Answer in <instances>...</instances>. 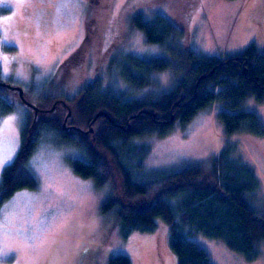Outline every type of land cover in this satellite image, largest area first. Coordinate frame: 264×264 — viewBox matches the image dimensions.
<instances>
[{
    "label": "rangeland",
    "instance_id": "obj_1",
    "mask_svg": "<svg viewBox=\"0 0 264 264\" xmlns=\"http://www.w3.org/2000/svg\"><path fill=\"white\" fill-rule=\"evenodd\" d=\"M0 10H5L0 12V81L22 88L26 101L42 109L49 107L47 94L72 100L98 78L125 99L158 97L172 90L178 81L172 68L153 73L154 84L140 90L122 77L128 56L171 58L170 43H148L133 26L135 15L169 18L184 30L185 46L204 56H233L251 44L264 51V0H0ZM83 46L73 67L47 87L65 60ZM112 59H117L113 71ZM4 93L15 111L0 119V156L13 153L3 170L16 158L24 116L34 109L18 90L6 88ZM241 109L256 112L264 126V101L248 97ZM226 110L216 101L185 126L177 122L167 135L135 138L137 144L148 145L151 154L134 175L146 180L158 171L209 165L232 146L234 155L254 168L259 188L247 198L264 218V135L247 129L228 134L219 118ZM13 116L6 126L3 122ZM91 128L94 133V125L79 129L85 133ZM48 138L40 141L31 160L38 187L17 192L0 209V264H110L117 256L128 257L131 264H178L170 227L162 218L156 219L155 231L125 237L119 216L123 205L105 209L116 194L112 180L98 187L94 178L76 173L72 160L82 152L59 137ZM171 202L179 217L178 199ZM190 238L213 264H264V242L250 261L220 239L200 233Z\"/></svg>",
    "mask_w": 264,
    "mask_h": 264
},
{
    "label": "trees",
    "instance_id": "obj_2",
    "mask_svg": "<svg viewBox=\"0 0 264 264\" xmlns=\"http://www.w3.org/2000/svg\"><path fill=\"white\" fill-rule=\"evenodd\" d=\"M132 23L148 43L169 42L171 58L128 56L122 65L123 79L140 90L154 84L153 73L172 68L178 77L176 85L158 97L125 99L114 86L105 87L98 78L72 100L47 94L48 108H39L38 113L32 109L24 116L20 150L2 172L0 209L17 192L38 187L31 160L40 141L55 136L82 152L72 160L76 173L94 178L98 187L112 180L116 194L106 202L105 209L123 205L119 216L125 237L134 231H155L156 219L162 218L170 227V246L178 264H213L206 250L190 238L195 233L220 239L248 260L256 259L264 242V218L247 195L258 190L259 181L254 168L234 155V147L224 148L209 165L158 171L138 180L134 170L142 166L151 148L137 144L135 138L167 135L177 122L185 126L216 101L228 108L219 113L228 134L247 129L264 135L259 115L241 109L248 97L264 101V51L251 44L233 56H204L185 46L184 30L163 15L152 19L135 15ZM84 49L78 48L65 60L47 87L73 67ZM116 60L110 62L111 71ZM6 88L10 87L0 85V119L15 111V105L5 96ZM69 110L72 115L66 121ZM92 125L94 133L82 132ZM174 198L178 199L179 217L171 202ZM110 264L131 261L117 256Z\"/></svg>",
    "mask_w": 264,
    "mask_h": 264
},
{
    "label": "water",
    "instance_id": "obj_3",
    "mask_svg": "<svg viewBox=\"0 0 264 264\" xmlns=\"http://www.w3.org/2000/svg\"><path fill=\"white\" fill-rule=\"evenodd\" d=\"M0 85H3V86H8V87H10L12 90H18L19 92H20V95H21V98L26 102V103H28L27 101H26V99H25V97H24V90L22 89V88H20V87H14V86H12V85H9V84H7V83H0ZM29 104V103H28ZM29 105H31V104H29ZM33 108H34V110L38 113V111H39V108H37V107H35V106H33V105H31ZM71 114H72V111L71 110H69V113H68V115H67V117L69 118L70 116H71ZM108 118L110 117L108 114H105ZM67 118V119H68ZM66 119V120H67ZM110 119V118H109ZM112 122H113V120H111ZM89 132H93V129L91 128L89 131H85V133H89Z\"/></svg>",
    "mask_w": 264,
    "mask_h": 264
},
{
    "label": "snow or ice",
    "instance_id": "obj_4",
    "mask_svg": "<svg viewBox=\"0 0 264 264\" xmlns=\"http://www.w3.org/2000/svg\"><path fill=\"white\" fill-rule=\"evenodd\" d=\"M16 117H9L8 121H4L3 123L7 126L11 121L15 120ZM18 146V143H17ZM13 153L6 152L3 156H0V171L3 170L4 165L9 162L12 158ZM0 255H3L2 252H0Z\"/></svg>",
    "mask_w": 264,
    "mask_h": 264
},
{
    "label": "flooded vegetation",
    "instance_id": "obj_5",
    "mask_svg": "<svg viewBox=\"0 0 264 264\" xmlns=\"http://www.w3.org/2000/svg\"><path fill=\"white\" fill-rule=\"evenodd\" d=\"M108 118V117H107Z\"/></svg>",
    "mask_w": 264,
    "mask_h": 264
}]
</instances>
